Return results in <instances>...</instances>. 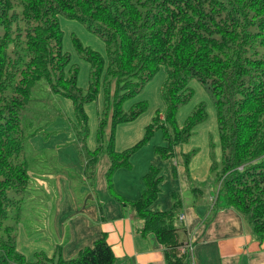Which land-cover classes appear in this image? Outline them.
I'll list each match as a JSON object with an SVG mask.
<instances>
[{"label":"trees","instance_id":"trees-1","mask_svg":"<svg viewBox=\"0 0 264 264\" xmlns=\"http://www.w3.org/2000/svg\"><path fill=\"white\" fill-rule=\"evenodd\" d=\"M60 17L79 22L105 43L103 55L71 34L74 50L89 62L86 87L78 85L79 67L63 49ZM0 26V264H115L104 232L73 257H63L57 244L52 256L36 251L32 261L10 233L9 212L13 209L18 220L30 182L28 165L19 160L31 125L22 113L40 80L71 102L84 149V174H95L99 155H107L108 195L134 211L142 235L156 237L165 264H187L176 252L182 210L178 191L172 192L170 209L151 210L163 181L160 167L149 166L143 189L132 200L117 191L113 176L119 169L133 168L131 157L156 131L165 145L154 146L153 152L168 159L177 145L189 140L196 125L209 118L207 104L201 101L182 123L177 120L179 108L194 95L190 82L198 81L212 98L221 150L218 162L209 138L210 171L216 172L219 185L211 206L234 208L255 239L263 240L264 0H0ZM160 70L165 73L162 109L155 110L138 141L116 150L117 126L148 108L146 100L127 109L124 103ZM91 102L100 104L93 149L87 145L85 109ZM189 155H184L186 167Z\"/></svg>","mask_w":264,"mask_h":264},{"label":"crops","instance_id":"crops-1","mask_svg":"<svg viewBox=\"0 0 264 264\" xmlns=\"http://www.w3.org/2000/svg\"><path fill=\"white\" fill-rule=\"evenodd\" d=\"M164 79L165 73L159 88L160 98ZM133 102H126L127 107L125 108H129ZM87 105L88 104L85 106L86 111ZM95 106L98 119L100 104L97 102ZM162 107L156 109H162ZM146 116L142 125L140 124L137 127H133L135 126L133 121H135L136 118L129 121L132 123L122 128L121 143L120 129L118 130V127L123 123L117 126L115 131V148L117 143L118 145L120 143V145L116 150L121 151L126 149L142 137L144 132L143 127L146 126L151 115L148 113ZM186 117L185 114L181 115L183 120L178 122L182 123ZM70 118L73 119L71 116ZM205 122L203 125L204 127H197L199 128V133L197 132L195 135L193 133L187 142L177 145L174 148V155L171 158L160 159L158 155L154 154L153 148L156 145L152 142L142 147L132 156V169L122 168L116 171L115 175H117L116 177L114 175L113 182L117 191L130 200L138 198L143 189V175L147 172L150 165H156L161 168L163 181L160 183L161 190L157 199L150 208L151 210L170 209L172 206V192L179 190V188L183 189L181 185L185 187L182 175L187 169L182 165L184 162L183 156L193 151L194 147L198 148L194 145L199 142H203V152L207 146L209 158L203 154L201 160L198 161V159H195L192 168V170L194 169L193 176L198 178L199 175H203L202 179L204 180L207 178V173L210 172L211 158L209 132L207 130L210 128L214 129L215 125L212 118L208 123ZM195 130L196 128H194L193 132ZM203 134L204 138L202 137ZM206 134L207 141H205ZM217 142L215 143L213 137V143L216 145L215 149L217 148V144L219 146V140ZM157 143L163 142L159 140ZM95 145L96 140L94 139L93 142H91V146L94 148ZM214 156L217 157L216 160L218 161L217 153L214 152ZM79 160L75 161L74 159H70V162L65 163L64 166L76 168L75 170L82 174L83 163ZM108 166L109 159L107 155L102 152L96 163L95 174H93L94 186L101 195L95 198L97 201H103L102 205L100 204L97 206H85L86 203H84L83 207H78L73 201V189L69 177L63 173L49 175V178L54 181L55 187H57L59 191L66 190V195L70 201V207H66V211H62L60 208L58 209L54 225L59 240H64V246H62L63 257L70 258L75 256L81 248L91 245L93 241L104 232L106 233L107 242L114 253L115 264H165L164 248L159 244L156 237L151 233L142 235L137 230L142 222L137 219L134 211L131 208V212L127 211L126 206H122L108 195L105 188V172ZM82 180L86 181L84 177ZM41 182L45 183L43 179ZM86 189L87 187L84 185L78 190L82 193L85 192ZM193 190H196L198 194H202V190L199 188H193ZM207 190L208 204L202 202L200 205L194 203L195 205L188 206L184 201L180 213L183 217L178 219V242H194V264H264V237L262 241L255 239L251 233L247 220L234 208L228 206L221 208H217L216 206V208H212L211 205H213V200L211 202L210 198H215L216 195L213 196L212 189L208 188ZM85 197L87 199L93 198L91 193H87ZM181 228L183 236H181L179 231ZM43 239L44 237H41L40 251L45 252L47 256L50 257L57 244L54 246L50 242L43 241ZM25 243L31 244L30 241H26ZM35 252L36 250H34L32 254Z\"/></svg>","mask_w":264,"mask_h":264},{"label":"rangeland","instance_id":"rangeland-1","mask_svg":"<svg viewBox=\"0 0 264 264\" xmlns=\"http://www.w3.org/2000/svg\"><path fill=\"white\" fill-rule=\"evenodd\" d=\"M60 25L64 32L63 49L71 54L72 61L79 67L78 85L85 87L88 79L89 62L81 56H78L74 50L71 34L74 33L84 45L90 46L101 54L104 53L103 55H105L106 52L105 43L98 36L88 32L86 28L77 21L67 20L60 17ZM1 30L2 28L0 26V31ZM163 78L164 72L160 70L159 73L144 86L139 94L126 101L127 103L137 100H146L148 102L147 110L137 116V119L135 118L136 120L133 121L135 126L133 127H137L140 124L142 125L148 113L151 115L149 119V121H151V117L155 115L154 110L158 107H162L163 103L159 95V88ZM189 85L193 88L194 95L187 104L179 108L177 120L182 121L183 119L181 118V115L185 114V117L188 116L199 102L204 101L207 104V110L209 112V119L205 123H208L212 118L215 125L214 129L210 128L207 131L209 132L210 140L213 142L214 137L216 143L219 139L215 113L213 116L214 109L212 98L210 97L208 90H206L198 81L192 80ZM31 96L32 100L27 105L26 110L22 113V117L26 122L29 121L31 125L26 131L27 137L24 151L19 156V160L26 162L28 165L30 182L23 195L18 220L13 217L14 210L11 209L9 212L11 217L7 221V224L12 228L10 229V233L16 235L19 250L30 261L34 260L32 252L34 250H41V237H44L43 241L50 242L54 246L56 244L64 246V240H59L54 225L58 209L60 208V210L66 211V207H70V201L66 195V190L59 191L57 187H55L54 181L49 178V175L63 173L69 177L73 189V201L78 207H83L84 203H86L85 206H97L103 204L102 200L97 201L95 198L96 196L99 197L100 193L94 186V175L87 177L84 174L85 157L82 152L84 149L80 144L81 140L77 139L76 131L79 127L75 123L71 102L62 96L50 92L47 84L41 80L38 81L37 85L33 88ZM126 102L124 103V107H127ZM96 103L97 102H91L87 105L88 116L90 117L88 121L89 136L87 138L89 148H93L91 142L95 139L97 128L98 119L95 106ZM70 116L73 119H71ZM129 123L132 122H124L118 127V130L120 129V143L122 128ZM203 125V122L196 125V130L193 132L194 135L197 134V132L199 133V128L197 127H204ZM159 132L160 131L155 132L149 143L152 142L155 145H165V142L160 136L161 133ZM202 137L204 138V134ZM159 140L163 143H157ZM205 141H207V134L205 135ZM119 145L117 143L116 148H118ZM194 146H197L198 148L194 147V150L189 153V160L187 162L188 166L186 167L184 162L182 164L187 170L182 175L185 187L181 185V188L183 189L179 188V190H177L180 195L178 199L181 200L182 204L179 210L183 208L184 201L188 206L195 205L194 203L200 205L202 202L208 204L207 189H212L213 196H215L218 189L217 187L219 186H217L215 180V171L207 173L206 176L208 180L207 178L203 180V175H199L198 178L193 176L194 169L192 170V168L195 159H198V161L201 160L203 154L208 157L207 146L203 152V142H199ZM215 153H217L219 161L221 152L218 144ZM79 158L83 163L82 174L75 170L76 168L64 166L65 163L70 162V159L78 161ZM160 159L162 158L160 157ZM130 161L132 162V157ZM83 177L86 181L82 180ZM42 179L45 183L41 182ZM84 185L87 189L85 192L81 193L78 189H81ZM193 188L201 189L202 194H198ZM87 193H91L93 198L87 199L85 197ZM126 209L131 212L130 207L126 206ZM179 231L181 236H183L182 228L179 229ZM26 241H30L31 244L25 243Z\"/></svg>","mask_w":264,"mask_h":264},{"label":"built area","instance_id":"built-area-1","mask_svg":"<svg viewBox=\"0 0 264 264\" xmlns=\"http://www.w3.org/2000/svg\"><path fill=\"white\" fill-rule=\"evenodd\" d=\"M211 200H213L214 202V199L211 198ZM212 202V204H213ZM183 216L181 215L180 216V219L182 218ZM193 250H194V242L193 241H188V242H185V243H182L178 246V254L179 255H185L187 260V264H194V260H193Z\"/></svg>","mask_w":264,"mask_h":264},{"label":"clouds","instance_id":"clouds-1","mask_svg":"<svg viewBox=\"0 0 264 264\" xmlns=\"http://www.w3.org/2000/svg\"><path fill=\"white\" fill-rule=\"evenodd\" d=\"M180 216H181V215H179L178 219H180ZM180 244H182V243H179V244L177 245V247H176V252H177V253H178V246H179ZM178 256L181 257L182 255H179V254H178ZM183 257L186 258L185 255H183ZM186 260H187V258H186Z\"/></svg>","mask_w":264,"mask_h":264}]
</instances>
